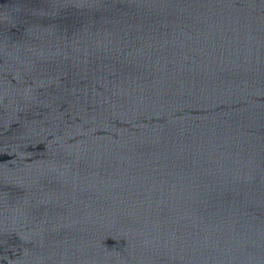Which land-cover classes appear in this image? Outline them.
<instances>
[{
  "label": "water",
  "instance_id": "obj_1",
  "mask_svg": "<svg viewBox=\"0 0 264 264\" xmlns=\"http://www.w3.org/2000/svg\"><path fill=\"white\" fill-rule=\"evenodd\" d=\"M0 264H264V0H0Z\"/></svg>",
  "mask_w": 264,
  "mask_h": 264
}]
</instances>
